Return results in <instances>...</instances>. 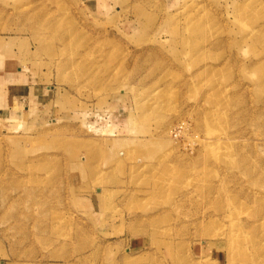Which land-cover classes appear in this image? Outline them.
<instances>
[{
    "label": "rangeland",
    "instance_id": "1",
    "mask_svg": "<svg viewBox=\"0 0 264 264\" xmlns=\"http://www.w3.org/2000/svg\"><path fill=\"white\" fill-rule=\"evenodd\" d=\"M0 264H264V0H0Z\"/></svg>",
    "mask_w": 264,
    "mask_h": 264
},
{
    "label": "crops",
    "instance_id": "2",
    "mask_svg": "<svg viewBox=\"0 0 264 264\" xmlns=\"http://www.w3.org/2000/svg\"><path fill=\"white\" fill-rule=\"evenodd\" d=\"M6 77V76H5Z\"/></svg>",
    "mask_w": 264,
    "mask_h": 264
}]
</instances>
